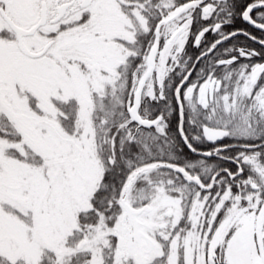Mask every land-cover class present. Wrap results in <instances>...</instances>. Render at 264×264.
Instances as JSON below:
<instances>
[{
	"label": "snow or ice",
	"instance_id": "1",
	"mask_svg": "<svg viewBox=\"0 0 264 264\" xmlns=\"http://www.w3.org/2000/svg\"><path fill=\"white\" fill-rule=\"evenodd\" d=\"M0 264H264V0H0Z\"/></svg>",
	"mask_w": 264,
	"mask_h": 264
},
{
	"label": "flooded vegetation",
	"instance_id": "2",
	"mask_svg": "<svg viewBox=\"0 0 264 264\" xmlns=\"http://www.w3.org/2000/svg\"><path fill=\"white\" fill-rule=\"evenodd\" d=\"M238 27H245V28H247L250 32H252L254 35H256V36H261L262 34L259 32V31H257L256 29H254V28H252L251 26H249V25H246V24H244V25H238ZM212 37H209V39H211ZM240 38H244V37H240ZM239 38V39H240ZM245 39V38H244ZM247 40V39H246ZM234 42H237V43H239V41H234ZM247 42H249V43H251L252 41H250V40H247ZM253 43V42H252ZM251 43V44H252ZM252 45H254V44H252ZM252 45H250V47H253ZM254 46H256V45H254ZM256 47H258V48H260V46L257 44V46ZM254 48V47H253ZM190 51H194V50H192V49H190ZM257 60H259V58H257Z\"/></svg>",
	"mask_w": 264,
	"mask_h": 264
},
{
	"label": "trees",
	"instance_id": "3",
	"mask_svg": "<svg viewBox=\"0 0 264 264\" xmlns=\"http://www.w3.org/2000/svg\"><path fill=\"white\" fill-rule=\"evenodd\" d=\"M238 41L240 44H248L249 46L252 45L251 43L247 42V40L244 38H240ZM252 46L256 49H259L258 47L254 46V45H252Z\"/></svg>",
	"mask_w": 264,
	"mask_h": 264
},
{
	"label": "rangeland",
	"instance_id": "4",
	"mask_svg": "<svg viewBox=\"0 0 264 264\" xmlns=\"http://www.w3.org/2000/svg\"><path fill=\"white\" fill-rule=\"evenodd\" d=\"M252 43V42H251ZM252 44H254V45H256L257 46V44H255V43H252ZM258 62H260L259 60H258Z\"/></svg>",
	"mask_w": 264,
	"mask_h": 264
}]
</instances>
